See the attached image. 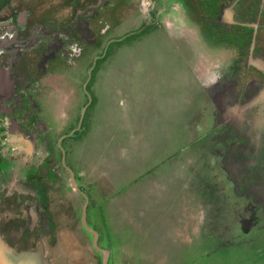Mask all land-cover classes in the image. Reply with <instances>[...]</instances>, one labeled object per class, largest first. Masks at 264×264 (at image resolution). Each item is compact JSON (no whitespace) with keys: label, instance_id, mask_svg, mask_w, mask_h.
<instances>
[{"label":"flooded vegetation","instance_id":"flooded-vegetation-1","mask_svg":"<svg viewBox=\"0 0 264 264\" xmlns=\"http://www.w3.org/2000/svg\"><path fill=\"white\" fill-rule=\"evenodd\" d=\"M157 33L175 43L197 84V137L190 145L202 147L219 172L208 213L205 183L192 210L187 195H173L177 233L195 251L207 243L232 250L249 243L255 253L264 244L256 213L264 204V0H0V238L8 247L40 248L50 264L151 262L145 250L121 239L124 222L134 221L119 193V232L104 222L108 204L96 203L92 186L83 185L77 144L88 130L92 89L102 84L105 63L122 52L114 46ZM88 96L82 119V109L77 115L63 107L81 98L85 106ZM79 205L85 239L70 241ZM84 209L95 241L82 224ZM199 257L180 261L208 263Z\"/></svg>","mask_w":264,"mask_h":264},{"label":"rangeland","instance_id":"rangeland-1","mask_svg":"<svg viewBox=\"0 0 264 264\" xmlns=\"http://www.w3.org/2000/svg\"><path fill=\"white\" fill-rule=\"evenodd\" d=\"M174 45L166 35L157 33L133 37L125 44L114 46L122 52L105 63L110 65L109 70L107 68L102 74V84L92 89L96 97L88 110V130L79 137L77 144L79 166L84 167H79L82 183L87 189L92 186L96 203L108 204L106 209L110 216L105 215L104 222L108 219L118 232L123 217L117 213L116 197L118 193L121 195L127 215L122 213L134 221V225L128 224L129 220L124 222L121 239L133 243L136 249L141 247L146 251L145 255L153 257L149 264H181L180 260L188 261L199 254L200 260L207 264H264L262 243L254 246L255 253L249 243L237 244L235 251L224 243L215 246L207 243L195 251L189 246L192 240L187 239L185 243L177 233V226L173 225V195H187L192 210V200L201 193L199 182L205 183L208 213L212 205L207 203L215 196L212 187L218 186L214 160L205 156L202 147L190 145L197 137L192 120L199 106L192 101L193 86L197 84L188 75ZM75 100L63 107L78 115L86 99L74 103ZM124 154L127 157L122 162L120 159ZM80 205L70 241L85 239L80 229ZM162 208L166 209L167 215L161 214L166 223L161 218L155 223ZM256 213L260 214L259 223L264 225V204ZM209 218L207 215L206 220ZM178 219L181 222V218ZM62 221L67 222L64 217ZM188 236L192 238L190 233ZM157 243L160 248H153L152 245ZM65 250L68 257L75 256L73 249ZM182 250L187 252L188 258H180V255L185 256ZM60 260L56 257L55 261L61 263Z\"/></svg>","mask_w":264,"mask_h":264},{"label":"water","instance_id":"water-1","mask_svg":"<svg viewBox=\"0 0 264 264\" xmlns=\"http://www.w3.org/2000/svg\"><path fill=\"white\" fill-rule=\"evenodd\" d=\"M91 98L88 96V103L82 108L81 119L83 114L90 104ZM82 224L86 230L90 231L94 235V241L96 240V233L89 229L85 223V209L82 215ZM0 264H50L49 260L44 257L43 251L39 248L36 251H27L18 253L15 250L8 247L5 242L0 238Z\"/></svg>","mask_w":264,"mask_h":264}]
</instances>
